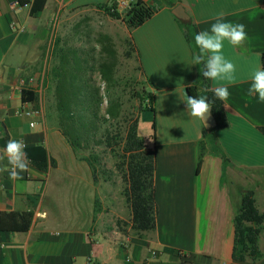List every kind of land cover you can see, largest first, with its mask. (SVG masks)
Here are the masks:
<instances>
[{
	"label": "crops",
	"instance_id": "1",
	"mask_svg": "<svg viewBox=\"0 0 264 264\" xmlns=\"http://www.w3.org/2000/svg\"><path fill=\"white\" fill-rule=\"evenodd\" d=\"M34 1L0 0V154L16 139L26 148L42 147L46 155L37 164L28 159L22 180L0 173V264H264V258L240 262L231 257L242 192H253L264 213V135L259 130L264 102L247 95L252 73L262 67L264 0H141L154 14L129 37L154 96L158 214L152 239L131 234L122 194H111L107 180L76 159L48 115L44 97L41 103L37 97L21 98L20 81L45 79L43 47L60 12L112 1L45 0L43 9L32 13ZM176 6L184 8L198 32L210 31L215 17L224 13L226 22L243 24L248 37L239 47L224 42L223 55L236 65V82L211 80V89L228 87L229 98L223 101L228 125L206 139L202 122L189 115L184 102L196 69L171 13ZM34 108H41L42 118L24 115ZM31 122H36L33 128ZM0 166L11 168L6 156ZM118 221L126 223L125 232ZM258 245L263 251L264 236Z\"/></svg>",
	"mask_w": 264,
	"mask_h": 264
},
{
	"label": "trees",
	"instance_id": "2",
	"mask_svg": "<svg viewBox=\"0 0 264 264\" xmlns=\"http://www.w3.org/2000/svg\"><path fill=\"white\" fill-rule=\"evenodd\" d=\"M44 3L45 0H41V2L35 0L32 13L42 10ZM82 8H96L112 19L121 20L129 33L149 20L154 14L152 7L141 0L131 3L123 14L113 10L115 8L113 3ZM176 21L190 46L194 59L195 55L199 53L194 40L195 35L199 33L197 27L192 20L184 22L176 19ZM127 43L130 50L126 52L125 56L130 58L133 54L135 55L136 51L130 37H128ZM97 44L100 46V61L95 67L94 62L96 61L89 53L81 49L67 47L63 44V39L60 36L56 37L49 53L44 79V88L50 94L46 108L48 115L56 121L57 127L74 150L80 148L82 140L86 139L87 142L93 136L92 129L100 130V128L103 132L98 144L104 145L106 148L123 145L121 155L118 154L119 161L116 168L123 184L121 194L130 210L131 234L138 238L152 239L158 214L154 188V96L147 89V82L144 79L135 81L140 84L141 88L136 91L139 100L138 111L130 117L123 132L118 130L112 134L110 125L112 122L119 121L123 116L121 100L123 89L114 69L117 52L110 37L105 34L100 35ZM103 54L106 55V58L101 57ZM261 60L262 67H264V53ZM195 69V81L193 85L187 87L188 96L207 97L212 102L211 114L216 123V126L210 131L203 128V137L206 139L213 136L216 130L227 127L228 122L223 101L214 96L211 80L206 79L202 74L204 64L195 65ZM94 72L98 73L105 86L103 96H100L99 87L96 88L89 84V77ZM204 89L208 90L204 91ZM21 98L23 102H27L35 100L36 96L31 92L24 91ZM104 100L106 108L104 114L99 117L100 106ZM143 110H150L153 113V133L148 142H145L137 134L138 115ZM259 130L264 135V127H260ZM85 131L86 137H84ZM25 152L27 158L36 164L46 161L42 147L25 148ZM81 160L86 161L87 159L82 158ZM88 164L91 165L90 162ZM200 165L201 158L198 162V169ZM91 168L93 174L95 169L93 166ZM233 225L232 259L240 262L247 260L256 262L264 258V250L261 251L258 245L259 239L264 236V213L257 209L253 192H242L240 207L234 215ZM118 227L125 232L120 221H118Z\"/></svg>",
	"mask_w": 264,
	"mask_h": 264
},
{
	"label": "rangeland",
	"instance_id": "3",
	"mask_svg": "<svg viewBox=\"0 0 264 264\" xmlns=\"http://www.w3.org/2000/svg\"><path fill=\"white\" fill-rule=\"evenodd\" d=\"M101 34L110 37L113 47L117 52L114 69L123 89L121 99L123 116L119 121L112 122L110 125L112 134H115V131L118 130L123 132L127 127L130 117L137 113L139 100L136 96V91H139L141 88L140 84L135 83V81H142L144 79L136 56L134 54L130 58L125 56L126 52L130 50L127 43L129 32L121 20L112 19L98 9H72L60 12L52 22L48 38L44 44L42 63L44 62L47 68L53 42L56 37L60 36L65 46L81 49L89 53L94 58V61H96L94 62L96 67L98 61H100V46L97 44V40ZM101 57L106 58V55L103 54ZM89 84L96 88L99 87L100 96H103L105 86L97 72L90 75ZM43 97L44 102L47 103L50 94L46 88H44ZM105 108L106 103L104 100L100 106L99 117L104 114ZM152 122L153 113L150 110L139 112L137 134L145 142L149 141L150 135L153 133ZM102 132L101 128L100 130L92 129L93 136L87 142L86 139L81 141L80 148L74 150L75 156L76 159L80 160L86 158L87 171L90 170L88 166H93L95 177L107 180L108 191L111 194L117 192L121 195L123 184L116 165L119 161L118 154L121 155L123 145H113L112 148H106L104 145L98 144ZM84 133V137H86V131ZM231 189L232 197L234 198L236 195L234 194L236 192V185ZM121 226L126 227V223L121 222Z\"/></svg>",
	"mask_w": 264,
	"mask_h": 264
},
{
	"label": "clouds",
	"instance_id": "4",
	"mask_svg": "<svg viewBox=\"0 0 264 264\" xmlns=\"http://www.w3.org/2000/svg\"><path fill=\"white\" fill-rule=\"evenodd\" d=\"M224 13H219L215 19L216 23L211 25L210 31L205 30L197 33L194 37L195 45L199 53L194 57V64H204L203 76L212 81L224 80L229 83L236 82V65L223 55L224 42L227 41L234 47H239L248 39L245 26L241 23L226 22ZM208 89H204L207 91ZM214 96L220 101L229 98L227 86H218L212 89ZM248 97L256 96L259 102H264V67H258L251 75V85L247 92ZM187 111L191 117L206 123L210 115L212 102L205 96L199 98L188 96L185 93ZM26 145L23 140L10 139L3 154H0V161L5 156L10 169L0 166V173L9 171V178L22 180L21 173L29 170L30 161L25 152Z\"/></svg>",
	"mask_w": 264,
	"mask_h": 264
},
{
	"label": "built area",
	"instance_id": "5",
	"mask_svg": "<svg viewBox=\"0 0 264 264\" xmlns=\"http://www.w3.org/2000/svg\"><path fill=\"white\" fill-rule=\"evenodd\" d=\"M115 6L114 11H119V9H128L131 5L130 0H111ZM20 89L21 91H28L33 93L37 98L39 103H41L44 91V80L42 78L36 79L33 77H29L25 80L20 81ZM24 115L27 118H42L43 113L41 108L25 110ZM36 122H31L30 127L33 128Z\"/></svg>",
	"mask_w": 264,
	"mask_h": 264
},
{
	"label": "water",
	"instance_id": "6",
	"mask_svg": "<svg viewBox=\"0 0 264 264\" xmlns=\"http://www.w3.org/2000/svg\"><path fill=\"white\" fill-rule=\"evenodd\" d=\"M172 15L180 20V21H184V22H188L189 21V16L188 14L185 12L184 8L181 6H176L175 8H173L171 10ZM203 127L207 130L210 131L211 129H213L216 126L214 117L211 114V110H210V115L206 120V123L202 122Z\"/></svg>",
	"mask_w": 264,
	"mask_h": 264
}]
</instances>
